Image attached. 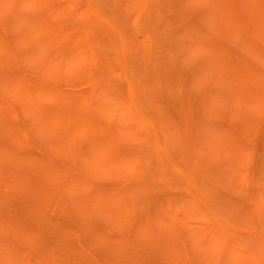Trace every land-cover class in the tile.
I'll list each match as a JSON object with an SVG mask.
<instances>
[{
  "label": "rangeland",
  "instance_id": "1",
  "mask_svg": "<svg viewBox=\"0 0 264 264\" xmlns=\"http://www.w3.org/2000/svg\"><path fill=\"white\" fill-rule=\"evenodd\" d=\"M0 264H264V0H0Z\"/></svg>",
  "mask_w": 264,
  "mask_h": 264
}]
</instances>
